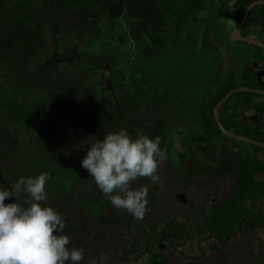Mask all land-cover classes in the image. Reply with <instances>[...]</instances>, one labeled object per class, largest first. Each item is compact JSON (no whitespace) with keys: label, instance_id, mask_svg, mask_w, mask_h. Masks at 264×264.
<instances>
[{"label":"rangeland","instance_id":"obj_1","mask_svg":"<svg viewBox=\"0 0 264 264\" xmlns=\"http://www.w3.org/2000/svg\"><path fill=\"white\" fill-rule=\"evenodd\" d=\"M115 1L88 0L87 10L85 9L86 12L81 18L84 19L82 31L87 36H71L70 42L65 45H60L58 41L56 24L58 20L55 22L51 18L46 3L38 2L36 9L42 18V32L48 42L52 39V47L42 52L48 56L54 48L57 50L54 51L56 55H61V58L54 62L43 58V62L40 59L30 67L28 75L37 80V86L29 87L28 94L37 105L45 102L46 96L44 93L40 94L43 82L48 79L43 74L46 69L49 70L46 73H49L48 77H56L59 74L63 78L61 82L65 78H70L73 82L77 81L75 84L77 83L78 87L77 91L72 93L70 103L69 100L62 99L61 104L50 111L40 106L34 127H27L25 122L20 121L7 126L6 131L0 129V188L10 189L11 184L20 177L48 173L50 179L45 188L46 200L42 206H51L61 215L65 222L61 234L70 237L69 249H82L84 252V259L80 264H155L159 260L165 261V264H234V260L230 258L231 249H228L226 257H221L222 254L215 244L209 240L199 244L202 249H205L207 244L211 245L209 253L200 256L194 248L192 250L196 238L191 242L187 241L182 247L149 249L138 259L136 257L138 249L129 251V244L134 242L137 245L133 239L137 220L126 210L114 208L102 194L89 177L87 170L81 166L90 144H85L82 148L78 145L89 137L102 140L110 130L119 132L122 129H129L132 135H128L133 139L137 133L152 138L155 120L162 118L166 120L162 126L164 128L161 130L162 135L165 131L166 134H170L168 131H175L174 129L177 132L186 130L187 135L193 137V142L199 141L201 144L195 149L198 151L196 154L201 157L202 154L199 152L204 150L205 146L201 140H205V134H209L203 116L209 109L206 102L211 98L208 94L215 90L216 84L220 90L242 88L237 87L240 86L242 78L247 80L243 82L245 85H251L252 78L242 73L251 58L258 54L264 55V51L232 40L231 35L235 27L224 16L229 0H128V3L114 4ZM233 2L231 0L229 5ZM173 13H179L181 21L176 22ZM60 20L61 30L65 31L66 23H63L65 20ZM145 22L146 25H143ZM207 34L209 38L206 37ZM241 35L250 38L253 34L242 29ZM255 39H259L257 34ZM62 47L68 49L64 52ZM42 56L40 55V58ZM78 57L82 62L76 59ZM135 57L136 59L142 57L145 61L142 67L144 70L138 71L139 79L142 75L149 77L153 69L157 71L159 77H146L143 80L145 83V87L142 86L143 93L147 97L139 100L141 105L145 103L143 110L129 108L126 110L125 118L118 120L117 124L112 122L106 124L107 119L111 120L113 115L111 107L113 98L123 96L125 92L130 93L133 88L135 92H139L140 86L137 87L139 82L137 81V85L133 87L130 80L136 78L131 76L134 71L125 69L123 76L126 80L119 78L113 82L116 90L110 97L101 92L104 99L95 101L90 88L100 82L103 84L107 62L112 61L113 66L119 68ZM92 65L100 66L95 72L98 77L91 79L88 74H95L89 72ZM15 68L5 67L6 70H10L11 78L15 75L24 76L21 67ZM165 71H171L170 75L165 74ZM0 76L9 79L8 71H3L1 67ZM236 98L234 96L230 103ZM250 99L254 100L253 97ZM254 101L263 104L264 98ZM99 113L102 115L100 120L97 118ZM128 119H133L137 126L129 125ZM27 122H30L29 118ZM181 124L186 126L178 127ZM33 135L36 138L31 142L29 139ZM219 137L233 149L249 155L254 153L264 155L263 150L249 144ZM211 140L215 142L217 139L214 141L211 138L209 142ZM139 182L140 180L135 181L133 187L139 188ZM256 193V196L264 199V193L260 191ZM173 195L174 193L168 190H162L155 193L153 199L147 198L148 211L140 221L155 225L157 229L173 221L175 210L179 207ZM28 201L30 198L26 194H21L18 198V202L24 207L28 206ZM9 202L15 200L10 198L5 201ZM196 217V220H200L199 216ZM99 218L107 220V223L104 225L99 223ZM187 230V227L185 232L178 228L175 233L170 231L167 234L174 236V233L178 237L181 234L188 235ZM152 233L155 235L156 231L153 230ZM136 236L142 239L144 235L142 231H136ZM174 248L177 249L176 252ZM108 256L115 261L108 259ZM121 256H127L128 260L116 262L114 258Z\"/></svg>","mask_w":264,"mask_h":264},{"label":"trees","instance_id":"obj_2","mask_svg":"<svg viewBox=\"0 0 264 264\" xmlns=\"http://www.w3.org/2000/svg\"><path fill=\"white\" fill-rule=\"evenodd\" d=\"M87 1L88 0H47V2H44V0H0V67L3 71H8V75H9V79L0 76V129L6 131L7 126H9L10 124H17L20 121L25 122L27 127L32 128L35 125L34 122L35 118L40 112L38 111V108L40 106L43 107L44 110L50 111L53 110L55 106L57 107L58 105H60L62 99H67L69 100L68 103H70L72 93L75 92V90L77 91L78 85L77 83L75 84V82L77 81L75 80L73 82L70 78H65L64 81L61 82L63 78H61L59 74H57L56 77L52 76L50 78L48 77L49 73L46 74L47 72H49L48 69L44 70L43 73L45 76H47L48 79L46 82H43L44 84L40 94L42 95V93H44V95L46 96L45 102L39 103L40 105H37V102L34 99H32V96L28 94L29 87L35 88L37 86V80L31 78L28 75L30 67L33 66L40 59L41 62H43L46 59H48L47 61L51 59V61L54 62L55 60L61 58V55H56L55 52H57V50L55 51L54 48L53 50L55 52L54 51L51 52L48 56H46L42 52L44 50L47 51L48 47H52V39L51 41L49 40L48 42L44 37V34L42 32L43 23H41L42 18L39 15V12L36 9V7L38 2L39 4L40 2L46 3L45 5H47V9L49 14H51L50 15L51 18L55 22H57L58 20V22L56 23L58 25L57 26V30H58L57 35H59L58 41L60 45H65L67 42L68 43L70 42L71 36L72 37L76 35L87 36V34L82 31L83 27L81 26L83 25L82 20H84L81 18H83V15L87 10L86 9V5L88 4ZM230 1L231 0H229L227 3V9L225 11L226 13L224 16L226 19L232 22V24L235 27L239 23L244 9L249 4L259 0H233L234 2L231 5H229ZM122 2L128 3V0L125 1L116 0L114 4H122ZM173 14H172L173 19L176 22L181 21V18H179L180 16L179 13H173ZM59 18L62 19V21L63 19L65 20V22H63L64 24L66 23L65 31L61 30L60 26L62 25V23ZM67 22L68 23L71 22L72 24H67ZM142 24L146 25V22ZM242 29H244V31L246 32L255 29L260 36H262V34L264 35V6L255 7L248 13ZM207 32L208 31H206V33ZM57 35L55 38H57ZM206 37L209 38L208 34ZM245 38L247 37L245 36ZM205 40L207 39L205 38ZM260 43L264 45L263 42ZM62 49L65 52L66 47H62ZM257 49L258 51L261 50L259 48ZM40 55H43L42 58H40ZM144 57L146 58V55H144ZM43 58L45 59L42 61ZM76 59L78 61L82 60V59L80 60V57ZM251 59L257 61L259 69L263 68V62L259 58V54L258 56H254ZM144 62L145 61L142 57L140 59H136L135 57L133 60L127 61L126 63H124V65H121L119 68L116 67L115 65L113 66L112 61L107 62L108 65L107 80L109 82V88L106 89L101 82L99 84L96 83L97 85L94 84L93 86H91L90 90L94 93L96 99L95 101H99L104 97L101 94V92L107 94L110 97V95L116 90L115 85L113 83L115 80L119 78H121V80L124 81L126 80L125 76H123V72L125 69H132L134 71V73L131 74V76L132 77L136 76V78H133V80L130 79L129 80L130 82H132L133 87L137 85V81H138L139 84L137 87L140 86L139 92H141V94L144 95L143 99L147 98L143 93L144 89L142 87L145 85V83H143V80H145L147 76L142 75L140 76V79L137 76L138 71L144 70L142 68ZM74 63L76 64V61ZM12 66L14 67V69H16L15 67L17 66L21 67L22 70H24L23 73L24 76L15 75L12 76L11 78L10 70L8 69L6 70L5 67L11 68ZM99 66L100 65L90 66L89 72L95 73L96 70H99L98 69ZM93 69L94 71H92ZM81 70H85V69H81ZM88 76L91 79L93 77H98L96 76V73L95 74L89 73ZM155 76L159 77L157 71H154L153 69L152 73L149 74V77L153 78ZM24 78L26 81L24 80ZM252 81L253 82L250 83L251 85L249 84L245 85L243 82H247V80H244V78H242L240 80L241 82L240 86L237 87L264 91V84L259 86V82H257L254 79H252ZM129 89L131 88L129 87ZM229 91L230 89L228 90L223 88L222 90L212 91V93L208 94V97L211 98L208 100L206 99L207 100L206 103L209 106V109H207V111L204 113L203 116L206 122V126L208 127L207 132H209V135L222 136L213 123L212 110L214 106ZM139 92L138 91L135 92L133 88V90L130 93L125 92L123 93V96L116 97L115 99L113 98L111 104V107L113 108V115L111 116V120L107 119L106 124L109 122H112L113 124H117L118 120L125 118L124 116L126 115V110H128L129 108L143 110L145 106L143 105L144 102L142 103V105L139 102V100H142L141 99L142 97L139 96ZM234 96L237 97L236 100L230 103V100ZM250 97H253L254 100L259 98H264L261 96H256L246 93L234 94L230 96L227 99V101L222 105V107L218 110V117H219L218 119L221 123L222 128L225 131L234 134L236 136L244 137L253 140L257 143L264 144V126H262V123H251L249 122V120H247L250 112L252 113L255 112L257 114L264 115V103L263 104L257 103V101L255 102L253 99H250ZM101 117L102 115L101 113H99L97 118L100 120L102 119ZM28 118L30 119V122H27ZM128 123L131 126H135V125L137 126L136 122H134L133 119H128ZM156 124H157L156 126H161L162 122L159 120V122ZM125 130L127 134L132 135L129 129H125ZM109 132H111V130ZM156 134L157 132H153L152 137L155 138ZM35 138L36 137L33 135L32 137H30L29 141L31 140L33 141ZM258 149L263 150L260 148ZM239 152H240L239 155L240 163L242 164L244 172L248 171V174L249 173L253 174V173H259L261 171L260 169L262 167H260L258 163L254 162L253 159H251L248 154L242 151ZM240 193L242 194V196H245V195L254 194V191L253 188L240 186ZM87 216H89V214H87ZM99 223L104 225L107 223V220L99 218ZM142 230L143 228H139L138 231L140 232ZM212 230L214 234H219L217 233L218 232L217 229L214 228ZM195 231H192V234H194L193 232L198 234L199 232H201V229L198 227V229H196ZM180 236H178V239ZM146 238L149 239V236L147 235ZM136 243L137 245L134 243L133 245H130L131 248L129 251L132 252L137 249L138 250L140 249L138 246L139 244L138 239L136 240ZM155 264H165V261L159 260V262Z\"/></svg>","mask_w":264,"mask_h":264},{"label":"flooded vegetation","instance_id":"obj_3","mask_svg":"<svg viewBox=\"0 0 264 264\" xmlns=\"http://www.w3.org/2000/svg\"><path fill=\"white\" fill-rule=\"evenodd\" d=\"M241 31L240 36L242 37ZM250 32L253 34L250 39L264 43L263 34L260 36L255 29ZM256 34L258 40L255 39ZM259 58L263 62V68L259 69L257 61L251 59L242 74L256 80L261 86L264 84V55H259ZM170 73L171 71H165L168 76ZM219 88L216 84L214 91L220 90ZM139 96L143 99L144 95L140 93ZM159 120L162 125L156 126ZM247 120L251 123H262L264 126V115L250 112ZM165 121L162 118L156 119L154 126V132H157L156 137L161 138V148L166 151L168 156L167 161L159 167L160 181L153 183L148 178H140L139 187L143 186L148 189V195H150L147 196L148 200L153 199L154 194L158 191L168 190L170 193H174L173 197L177 199L179 207L175 210L174 220L159 229L155 225L151 226L137 220L133 239L139 240L140 249L136 252V257L139 259L143 252L147 253L149 249L153 248L161 250L167 246L182 247L187 241L191 242L196 238L192 250L194 248L200 256L209 253L211 245L207 244L205 249H202L199 244L204 240H209L215 244L219 253L222 254L221 257H226L228 249H231L230 258L234 260V264H264V199L256 196V191L264 193V171H262L264 155L260 153L248 154L262 168L259 173L248 174V171H245L246 174L240 163L239 150L225 144L219 136L205 134V140H201L205 146L204 148L201 146L204 150L199 152L202 154L200 157L196 154L198 151L195 149L199 148L201 144L198 143L199 141L193 142V137H189L186 130L177 132L174 129L175 131H168L170 134H166L165 131L162 135L161 130L164 129L162 126ZM181 126H186V124L178 125V127ZM222 136L224 135L222 134ZM211 138L214 141L217 140L209 142ZM191 144L193 145L191 146ZM240 186L253 188L254 194L242 196ZM193 214L194 216H192ZM196 215L200 220H196ZM177 227L183 232L187 227L188 235L187 233L181 234L178 239L174 234ZM198 227L201 232L197 234L195 230ZM139 228H143L142 239L136 236V231ZM214 228L219 234L212 232ZM153 230L156 231L155 235L154 232L152 233ZM170 231H174V236L167 234ZM192 231H195L194 234ZM147 235L149 239L146 238ZM173 250L177 251L175 248ZM107 258L115 261L110 256ZM114 259L119 263V261H127L128 257L121 256Z\"/></svg>","mask_w":264,"mask_h":264},{"label":"clouds","instance_id":"obj_4","mask_svg":"<svg viewBox=\"0 0 264 264\" xmlns=\"http://www.w3.org/2000/svg\"><path fill=\"white\" fill-rule=\"evenodd\" d=\"M250 39V38H248ZM90 144L81 166L87 170L102 194L116 209L126 210L142 220L148 211L146 187L134 188L140 178L160 181L159 167L168 159L159 136L137 133L131 138L126 130L109 132L102 140L89 137L78 147ZM48 173L20 177L9 188H0V264H80L82 249H69L70 237L63 233L65 222L46 200ZM21 194L30 201L24 207ZM13 198L15 202L5 203Z\"/></svg>","mask_w":264,"mask_h":264},{"label":"water","instance_id":"obj_5","mask_svg":"<svg viewBox=\"0 0 264 264\" xmlns=\"http://www.w3.org/2000/svg\"><path fill=\"white\" fill-rule=\"evenodd\" d=\"M258 6H264V1H256L254 3L249 4L244 9V11L242 13V16L240 18V21L236 25L231 37H232L233 41L240 42V43H243V44H246V45H250V46H254V47H257V48H259V49L264 51V45L260 44L259 42L254 41L252 39L242 38L240 36V31H241V29L243 27V24H244V22H245V20L247 18L248 13L253 8L258 7ZM107 76H108V68L105 67L104 74H103V85H104V87L106 89L109 88V82L107 80ZM257 79H258V77H257ZM238 93H246V94H252V95L264 97V92L258 91V90H251V89H247V88H237V89L231 90V91L227 92V94L214 106V108L212 110L213 122H214L216 128L218 129V131L221 134H223L224 136H226V137H228L230 139H234V140H237V141L244 142L246 144H249L251 146H254V147H257V148H260V149L264 150V145L261 144V143H257V142H255L253 140H250V139H247V138H244V137H240V136H236V135L228 133L227 131H225L222 128V126H221V124L219 122L218 110L222 107V105L227 101V99L230 96H232L234 94H238Z\"/></svg>","mask_w":264,"mask_h":264}]
</instances>
